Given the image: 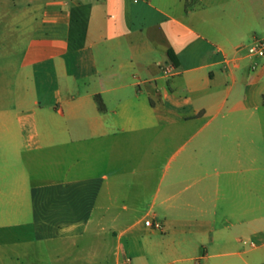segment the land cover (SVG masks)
Instances as JSON below:
<instances>
[{
  "label": "crops",
  "instance_id": "obj_1",
  "mask_svg": "<svg viewBox=\"0 0 264 264\" xmlns=\"http://www.w3.org/2000/svg\"><path fill=\"white\" fill-rule=\"evenodd\" d=\"M263 38L264 0H0V264H264Z\"/></svg>",
  "mask_w": 264,
  "mask_h": 264
},
{
  "label": "built area",
  "instance_id": "obj_2",
  "mask_svg": "<svg viewBox=\"0 0 264 264\" xmlns=\"http://www.w3.org/2000/svg\"><path fill=\"white\" fill-rule=\"evenodd\" d=\"M135 2L139 0H134ZM247 53L251 57H263L264 56V38L255 41L254 43L248 45L245 47ZM165 73L169 74L171 72V69L164 70ZM147 226H154L156 228H161L160 223H154L152 221H146ZM252 247L255 246L253 242L249 243Z\"/></svg>",
  "mask_w": 264,
  "mask_h": 264
},
{
  "label": "trees",
  "instance_id": "obj_3",
  "mask_svg": "<svg viewBox=\"0 0 264 264\" xmlns=\"http://www.w3.org/2000/svg\"><path fill=\"white\" fill-rule=\"evenodd\" d=\"M169 56H170L171 60L173 61V63L176 64V62H177V61H176V56H175V54H174V52H173L172 50L169 51ZM96 100H97V102H98V104H99V107H100L102 110H104V106H103V103L100 101V98L97 97Z\"/></svg>",
  "mask_w": 264,
  "mask_h": 264
}]
</instances>
